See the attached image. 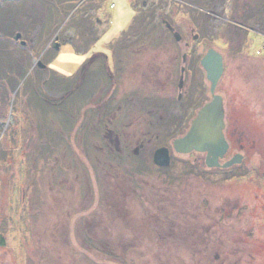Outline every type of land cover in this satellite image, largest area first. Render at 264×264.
I'll return each mask as SVG.
<instances>
[{"label":"rangeland","instance_id":"rangeland-1","mask_svg":"<svg viewBox=\"0 0 264 264\" xmlns=\"http://www.w3.org/2000/svg\"><path fill=\"white\" fill-rule=\"evenodd\" d=\"M263 46L264 0H0V264H264ZM211 48L245 159L158 167Z\"/></svg>","mask_w":264,"mask_h":264},{"label":"water","instance_id":"water-1","mask_svg":"<svg viewBox=\"0 0 264 264\" xmlns=\"http://www.w3.org/2000/svg\"><path fill=\"white\" fill-rule=\"evenodd\" d=\"M177 41L181 40V34L171 28ZM19 34H17V38ZM188 44H186L187 46ZM58 46V45H57ZM183 61L185 62V55ZM40 66L45 67L42 62ZM201 65L205 69L207 79L210 81V91L212 100L204 104L193 119L188 132L174 140V148L179 153H189L193 150L207 153V164L217 166L219 158H222L228 151L229 143L225 137V107L224 99L216 94V88L224 73V56L218 50L211 48L201 59ZM184 71V67L182 68ZM183 78L179 84V90L182 89ZM242 157L234 156L225 166H230L240 162ZM154 163L158 166L166 167L171 164V155L169 148H157L154 153Z\"/></svg>","mask_w":264,"mask_h":264},{"label":"flooded vegetation","instance_id":"flooded-vegetation-1","mask_svg":"<svg viewBox=\"0 0 264 264\" xmlns=\"http://www.w3.org/2000/svg\"><path fill=\"white\" fill-rule=\"evenodd\" d=\"M165 21V24L166 23H168L169 21H167V20H164ZM171 24V23H170ZM172 25V24H171ZM170 30V29H169ZM195 38H197V37H195ZM187 44V43H186ZM260 50L261 51H264V46H263V48L262 49H259V50H257V52L258 53H260ZM224 56V55H223ZM185 59H186V61L185 62H187V56L185 57ZM184 62V61H183ZM45 67H48L47 65L45 66ZM224 67H225V69H226V66H225V58H224ZM182 68V67H181ZM225 69H224V71H225ZM186 72V71H185ZM109 75H110V77H111V75H113L112 73H111V71H109ZM112 78V77H111ZM179 89V88H178ZM180 92H181V94H182V89L181 90H179L178 91V96H180L181 94H180ZM224 99V98H223ZM224 107H225V104H224ZM111 117V116H110ZM108 118L107 119V121H109V124L108 125H113V123H114V121H112L113 119L112 118ZM167 123H168V121H166ZM170 122H173L174 124H176L175 123V121H170ZM164 124H166V123H164ZM164 124H163V126H164ZM192 124V123H191ZM225 125H226V123H225ZM225 128H226V126H225ZM150 130H148V132H149ZM188 132V131H187ZM187 132H185L184 134H182V135H176V137H178V138H180V137H182V136H184ZM175 133H177V132H175ZM224 133H225V137L227 136L226 134V130L224 129ZM117 134V136H116V138L118 139V138H120L121 136H120V133H116ZM166 138V137H165ZM177 139V138H176ZM226 139H227V137H226ZM227 141H228V139H227ZM228 143H229V141H228ZM140 146H142V144L140 145ZM161 147H167V148H169V152H170V155H171V162H172V159H173V154H172V151H174L175 153H179V152H177L176 150H175V148H174V141L172 142V148L171 147H169L168 145H164V146H161ZM232 146H231V144L229 143V148H228V151L230 150V148H231ZM241 149L243 148V146H239ZM158 148H160V147H158ZM155 151H156V149L154 150V152H153V161H154V153H155ZM226 152V154L222 157V158H220L219 159V163H220V165L219 166H217V167H209L208 166V164H207V153L206 152H198V151H196V150H193V151H191V152H189L188 153V155H190L191 157L192 156H196L197 157V155L196 154H204V157H205V160H204V166H206L207 168H209V169H216V168H218V169H221V170H226L224 167V165H225V163H227V161L228 160H230L232 157H234V156H236V154H240L241 155V157H242V159L241 160H244L245 159V155L244 154H242V153H238V152H235L233 155H228V153L229 152ZM180 154V153H179ZM195 157V158H196ZM193 165H194V163H193ZM156 166H158V165H156ZM158 167H161V168H163L162 166H158Z\"/></svg>","mask_w":264,"mask_h":264},{"label":"trees","instance_id":"trees-1","mask_svg":"<svg viewBox=\"0 0 264 264\" xmlns=\"http://www.w3.org/2000/svg\"><path fill=\"white\" fill-rule=\"evenodd\" d=\"M257 6V5H256ZM136 20H138L137 18H136ZM137 23H138V21H137ZM136 24V23H135ZM135 24H133V25H131L130 27H129V29H127V30H125V31H123V33H122V35H123V37H122V39H120V41L119 42H123L124 41V39H126V37H129L132 33H134L135 31L137 32L138 30H137V28H136V25ZM176 30V29H175ZM177 31V30H176ZM48 71L49 72H54V71H52L51 69H48ZM80 71V70H79ZM77 73V72H76ZM6 230V229H5ZM5 244V231L2 229V227L0 226V246H2V245H4ZM88 254H90L91 255V253H89V252H87Z\"/></svg>","mask_w":264,"mask_h":264},{"label":"bare ground","instance_id":"bare-ground-1","mask_svg":"<svg viewBox=\"0 0 264 264\" xmlns=\"http://www.w3.org/2000/svg\"><path fill=\"white\" fill-rule=\"evenodd\" d=\"M238 156H240L241 157V155H238ZM220 159V158H219ZM230 161V160H229ZM220 165V163H219V160H218V165L217 166H219ZM210 166V165H209ZM225 166V165H224Z\"/></svg>","mask_w":264,"mask_h":264}]
</instances>
